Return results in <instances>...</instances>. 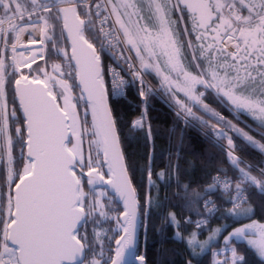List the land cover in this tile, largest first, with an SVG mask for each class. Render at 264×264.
Wrapping results in <instances>:
<instances>
[{
	"label": "snow or ice",
	"instance_id": "snow-or-ice-1",
	"mask_svg": "<svg viewBox=\"0 0 264 264\" xmlns=\"http://www.w3.org/2000/svg\"><path fill=\"white\" fill-rule=\"evenodd\" d=\"M51 55L60 62L49 63ZM106 55L113 64L105 65ZM136 82L144 108L132 130L151 145L143 201L109 104ZM150 95L203 132L237 173L234 185L225 172L203 192H185L203 201L200 218L183 221L194 225L186 238L168 213L189 249L185 264L206 250L212 264H248L240 243L264 260V222L245 207L251 189L264 196V167L253 175L255 166L237 155V140L264 155V0H0V264H147L137 254L140 230L146 240L152 211L162 206L151 191ZM209 95L245 127L210 107ZM217 190L231 205L225 219L251 222L213 247L226 230L208 227Z\"/></svg>",
	"mask_w": 264,
	"mask_h": 264
},
{
	"label": "trees",
	"instance_id": "trees-1",
	"mask_svg": "<svg viewBox=\"0 0 264 264\" xmlns=\"http://www.w3.org/2000/svg\"><path fill=\"white\" fill-rule=\"evenodd\" d=\"M108 59L109 56L106 55L104 63ZM51 62L59 63L60 60L55 55H51L49 56V63ZM146 78L153 88L159 87V81L154 76ZM125 79L131 81V74L128 73ZM138 90L139 84L136 82L127 88L124 97H110L109 104L118 121L117 127L125 150L130 175H132L133 183L141 195V201H143L144 192L147 190L146 169L151 145L146 144L143 132L134 131L131 126L133 119L141 115L144 108ZM205 102L226 118L238 123L240 127H245L243 123H239L233 118L232 113L221 107L213 96H207ZM197 115H203V113L198 112ZM240 119L251 125L252 128H256L246 116H242ZM147 124H151L155 136L156 158L152 162V170L153 180L157 186L153 187L151 191L153 197H158L162 206L152 211L148 222L146 240L143 230H140L137 254H144L147 264H185L191 258L189 249L185 240L176 237V230L166 223L168 213L174 212L183 225L182 217L186 214L195 216V213L200 211L201 202L195 201L194 198L191 201L186 199L185 192H203L211 184V177L218 169H223L224 171L220 173L224 175L225 172L229 175L236 172L231 171L233 169L224 152L215 147L211 140L205 137L200 130L185 127L182 121L177 120L175 112L158 95L148 97L145 127H147ZM245 130L248 131L247 128ZM250 134L258 140L260 139L258 131H251ZM237 143L241 145L237 150V155L255 166L252 174L256 175V169L264 167V155L258 150L244 145L240 140H237ZM176 165H178V172L175 170ZM162 170L165 172L163 180L157 176V173ZM248 195L250 203L247 205L253 208L251 218L263 221L264 196L258 194L255 189H251ZM211 196L219 203L220 209L211 218L208 227L221 222L234 225L246 220L241 219L233 222L231 219H225L222 213L225 209L231 207L230 204L225 203L228 196L221 194L218 190L212 193ZM193 230V227L183 225L181 234L186 238ZM219 242V244L214 243L213 247L222 244L221 241ZM236 246L238 251L246 256L248 264H264V260L256 256L254 250L249 249L246 244L240 243ZM210 256L211 250H206L205 253L193 260V264H209Z\"/></svg>",
	"mask_w": 264,
	"mask_h": 264
},
{
	"label": "rangeland",
	"instance_id": "rangeland-1",
	"mask_svg": "<svg viewBox=\"0 0 264 264\" xmlns=\"http://www.w3.org/2000/svg\"><path fill=\"white\" fill-rule=\"evenodd\" d=\"M39 62V61H38ZM52 63V62H51ZM56 63V62H55ZM140 116V115H139ZM248 118V117H247ZM248 120L250 121V122H252V124L255 126V127H257V125H256V123L255 122H253L250 118H248ZM257 139V138H256ZM225 143H226V141H225ZM232 172H234V170H231ZM227 175H229V174H227ZM254 175V174H253ZM232 179H233V182L235 183V180H236V177H237V173H234L233 175H229ZM249 196V195H248ZM207 198V197H206ZM211 198L213 199V201L217 204V206H218V211H219V209H220V205H219V203L211 196ZM249 203H250V198H249ZM248 206H250V205H245V207H248ZM202 212H203V210H202ZM189 216H191V215H188V214H186V215H184L182 218H184V217H189ZM199 218V216H197V215H195V216H191V219H195V220H197ZM252 219V218H251ZM252 220H257V221H259V222H264V220L262 221V220H258V219H252ZM182 221H184V219L182 220ZM251 221L250 220H248V219H246V220H244V221H242V222H240V223H236V224H234V225H228V223L227 222H221V223H218V224H215V225H213V226H211V227H209V230L211 229V228H216V227H221V226H226V230H224V231H222V240H221V242L223 243V237L225 236V235H227L228 234V232H230V231H232L234 228H236V227H239V226H241L242 224H245V223H250ZM107 225H105V227H106ZM188 226H191V227H193L194 228V226L193 225H188ZM203 234V235H202ZM201 235H199L198 236V239L199 240H205L206 238H207V236L209 235V232L208 231H205V232H203ZM220 235V236H221ZM219 236V237H220ZM218 237V238H219Z\"/></svg>",
	"mask_w": 264,
	"mask_h": 264
},
{
	"label": "built area",
	"instance_id": "built-area-1",
	"mask_svg": "<svg viewBox=\"0 0 264 264\" xmlns=\"http://www.w3.org/2000/svg\"><path fill=\"white\" fill-rule=\"evenodd\" d=\"M110 64H113V61H111V60H107L106 61V63H105V65H110ZM124 68H125V70H126V66H123ZM122 75H123V73H122ZM107 83H108V88H109V91L111 90V82H110V80H108L107 81ZM125 96V95H124ZM124 96H122V97H124ZM122 97H119V98H122ZM216 175H220L221 177H223L224 175L223 174H221V173H219V172H214V174H213V176H216ZM212 176V177H213ZM233 181V180H232ZM213 182V181H212ZM221 193H223L222 191H220ZM223 194H225V193H223ZM207 199V198H206ZM248 201H249V198H248ZM216 204V203H215ZM203 205V204H202ZM216 206H217V204H216ZM203 207V206H202ZM217 208H218V206H217ZM185 218H187V217H185ZM185 218H184V220H185ZM200 218V217H199ZM198 218V219H199ZM193 221H195V219H192ZM210 264H212V260H211V263Z\"/></svg>",
	"mask_w": 264,
	"mask_h": 264
},
{
	"label": "crops",
	"instance_id": "crops-1",
	"mask_svg": "<svg viewBox=\"0 0 264 264\" xmlns=\"http://www.w3.org/2000/svg\"><path fill=\"white\" fill-rule=\"evenodd\" d=\"M203 235V234H202ZM222 240V236L218 238V241H221Z\"/></svg>",
	"mask_w": 264,
	"mask_h": 264
}]
</instances>
